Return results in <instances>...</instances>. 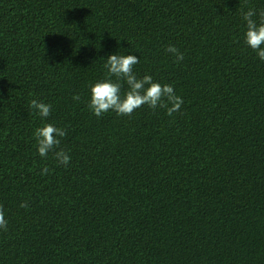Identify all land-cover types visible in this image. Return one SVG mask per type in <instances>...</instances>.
Wrapping results in <instances>:
<instances>
[{
    "label": "trees",
    "instance_id": "obj_1",
    "mask_svg": "<svg viewBox=\"0 0 264 264\" xmlns=\"http://www.w3.org/2000/svg\"><path fill=\"white\" fill-rule=\"evenodd\" d=\"M248 8L264 0H0V264H264V61L244 41ZM116 53L171 84L180 112L97 118L89 85ZM43 123L68 130L67 167L38 154Z\"/></svg>",
    "mask_w": 264,
    "mask_h": 264
},
{
    "label": "clouds",
    "instance_id": "obj_2",
    "mask_svg": "<svg viewBox=\"0 0 264 264\" xmlns=\"http://www.w3.org/2000/svg\"><path fill=\"white\" fill-rule=\"evenodd\" d=\"M258 16V20L256 17ZM242 19L246 23L244 41L252 51L264 61V10L257 11L248 8L242 11ZM166 52L173 54L176 63L184 59V54L173 44H169ZM139 63L137 55L133 54H109L106 58L104 68L105 77L89 85L88 108L97 117L114 111L118 116H131L137 109L147 105L153 112L157 109H164L166 115L172 117L179 113L184 103L183 98L176 94L171 84H161L153 80L151 75L145 74L138 77L134 66ZM127 89L124 90V84ZM73 99H81L78 93ZM35 114L42 120L49 117L52 106L36 99L29 103ZM65 127L56 126L53 123H43L33 131L36 141L37 152L41 157L47 158L51 152L58 164L67 167L71 157L64 148H61V141L67 136ZM51 170L44 166L41 175H46ZM28 208L29 204L22 201L19 205ZM8 221L5 218L3 207L0 206V229L7 230Z\"/></svg>",
    "mask_w": 264,
    "mask_h": 264
}]
</instances>
